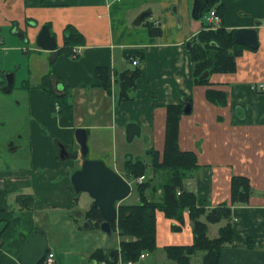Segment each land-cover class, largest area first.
<instances>
[{"label":"crops","instance_id":"0c3cea01","mask_svg":"<svg viewBox=\"0 0 264 264\" xmlns=\"http://www.w3.org/2000/svg\"><path fill=\"white\" fill-rule=\"evenodd\" d=\"M120 1L126 6L114 29L112 8L117 0H0V50L7 41L13 40L4 37L3 32L8 29L30 42L36 40L42 24L47 23L57 38L58 48L63 45L67 24L75 25L85 35L86 44L81 45L78 57L59 54L54 60H49V51L42 56L47 64L52 63L48 72H51L55 91L63 93L67 87L71 89L72 112L63 115L55 113L56 119H51L49 125L53 129L52 135L67 144L72 140L70 131H75L77 127L86 128L89 137L95 130L93 139L99 140L101 130L113 131L119 127L125 128V137V122L134 121L153 138V145L147 148V153L151 147L162 149L166 121L163 105L191 98L192 111L184 113L181 119L179 145L182 150L194 151L202 167L184 180V188L197 194L199 205L211 208L230 201V180L234 174L248 176L254 189L253 195L249 204L232 206L235 238L232 244L223 247L220 264H264V91L254 85L264 81V0H221L225 6L221 24L223 22L228 29L256 27L260 40L257 49H245L238 56L235 72L212 74L211 88L224 90L228 94V102L224 106L214 105L207 100L208 86H192L191 83L192 59L185 43L198 33L203 22L202 18L196 19L191 14L194 2L180 0L179 4L182 5L176 6L171 13L176 0H154L165 8L163 15L166 18L154 19L153 10L147 9L142 11L145 16L141 19L140 15L134 18L137 4L152 3V0ZM146 16L150 21L159 20L158 24L163 30L161 36L149 35L144 24ZM16 48L25 51L20 45ZM127 48H144L147 58L140 63L142 75L138 80L135 99L118 102L115 75L137 66L125 57L124 50ZM98 67L108 70L111 91L105 89L97 76ZM19 68L13 70L16 71L15 84ZM29 75V83L26 79L23 86L34 90L29 112L38 115V99L46 94L40 88L41 78L40 82L32 84V69H29ZM58 122L68 130L69 134L63 135L67 139L59 137L61 129L57 127ZM161 137L162 143L159 141ZM117 162L114 161V168ZM50 170L55 174L38 171L32 174L20 170L0 172V231L5 228L0 238V264H21L17 255L36 228L46 232L49 251L55 253L56 264L107 262L92 257L98 248H102L108 259L109 252L118 249L119 259L115 264H120L118 231L109 235L101 228H89L83 217L82 212L88 208L82 206L81 200L83 193L87 192L77 195L74 192L71 181L74 169L70 171L65 168L62 178H57L62 172L57 166ZM51 177L56 179L47 180ZM41 179L54 184L48 191L47 196L50 194V197L43 200L46 205L39 206V198L33 188L36 183L40 184ZM21 194L34 196V203L24 206L17 199ZM25 202H28V198ZM88 203L91 206L93 202ZM19 212L25 215L20 216ZM226 222L213 223L220 224L215 230L216 236L219 227ZM171 224V219L158 212V248L131 264H139L151 254H156V260H160L159 251L164 250L165 245L193 242L189 218L181 231H172ZM152 264L164 263L155 261Z\"/></svg>","mask_w":264,"mask_h":264},{"label":"trees","instance_id":"16d2710c","mask_svg":"<svg viewBox=\"0 0 264 264\" xmlns=\"http://www.w3.org/2000/svg\"><path fill=\"white\" fill-rule=\"evenodd\" d=\"M213 7L216 8L220 16H223L225 6L221 0H207L203 15ZM147 18L146 16L145 19ZM144 24L150 36L162 35L163 30L160 24H156V21L147 20ZM234 30L228 29L223 22L217 28H210L209 23L202 22V27L197 33V40L192 48L187 50L192 59V86H208L206 98L217 106L227 104L228 94L224 90L211 88L212 74L235 72L238 56L242 55L245 49L255 50L237 43L233 38ZM85 44V35L75 25L67 24L64 28V42L58 48V55L70 56L75 46ZM124 54L131 62L138 60L139 63L135 64L137 66L133 69H127L115 75L114 83L118 88V102L135 99L134 94L138 87V80L142 75L140 63L147 58L144 48H127L124 50ZM96 74L102 80L105 89L111 91L108 70L105 67H98ZM26 81L29 83V80ZM40 88L44 94L48 95L51 110L54 113L63 115L72 112L71 89L67 87L63 93L56 92L51 72L41 77ZM188 100L192 102L191 98ZM58 105L59 108H57ZM163 106L166 110L163 148L151 147L148 150L149 161L127 155L124 163L123 170L126 178L136 180L140 176H145V179L141 183L135 181L139 194L138 202L133 204H127L123 202L124 200L116 202L118 219L113 222L112 226L113 231H118L120 235V259L123 262H136L140 260L142 253L148 254L156 251L158 248L157 213L163 212L166 218L172 220V231H181L187 218L191 222L193 231L192 243L164 246L170 259L176 261L177 264H193L192 257L203 252V264H220L223 247L232 244L235 238L232 206L249 204L254 191L253 186L248 176L234 174L230 180V201L211 208L199 205L197 194L184 188V180L202 167L194 151L182 150L179 145L184 102L168 103ZM149 168H152L151 174H149ZM181 188L184 190L178 194L177 191ZM75 193L77 195L79 192ZM27 198L28 202H25ZM17 199L24 206H31L35 201L31 194H21ZM82 213L89 228H100L103 217L96 205L92 203L90 208ZM74 218L78 220L75 216ZM222 220L227 222L219 227L218 236L210 237L208 235L209 223H219ZM79 227L84 228L83 225H79ZM4 229L0 231V238ZM92 257L115 264L109 261L102 248L96 249ZM42 263L43 261L40 262V264Z\"/></svg>","mask_w":264,"mask_h":264},{"label":"rangeland","instance_id":"374dc122","mask_svg":"<svg viewBox=\"0 0 264 264\" xmlns=\"http://www.w3.org/2000/svg\"><path fill=\"white\" fill-rule=\"evenodd\" d=\"M153 1L154 0H152V3L137 4L138 8L133 13L135 14L134 18L141 15L143 13L142 11L152 9V16L154 19H165L166 17L163 15L165 8L162 7L160 2ZM179 1L180 0H176V2H174L170 9L171 13L174 12L176 6L180 7L182 5L179 4ZM136 2L137 1H135V3ZM191 2H194V0H191ZM133 5L135 4H129V6ZM125 6L126 5L120 0H117V3L112 8L114 16L112 23L114 24V29L119 23L118 20L122 16V9H124ZM209 12L210 11H206L204 13L202 17L203 22L207 20L205 15L209 14ZM175 17L177 21V15H175ZM147 20L150 19L147 18ZM43 25L44 24H42V26ZM38 26H40V24ZM3 34L4 37L12 38L13 40L7 41L6 46L0 50V69L4 70L6 73L15 70L16 67L20 66V68L18 70L16 87L13 92L7 93L3 88H0V172L20 170L21 172L24 171L34 174V172L38 171L43 174L46 173L51 175L55 173L52 170H48L57 166L58 169L62 170L57 178H62L65 168H68L70 171L73 169L75 170L84 160L81 146L75 139V131H70L72 140H70L68 152L71 154L78 153V155L63 159L60 155V142H62V140L53 136V129L49 128L51 119L55 121L57 115L51 110L48 95L39 97L38 102L40 104V111L38 115H35L29 112L31 105L30 101L34 96V90H32V88L31 90L26 89L23 86L26 84L25 80L30 77L29 69L34 71V76L30 78V82L32 84L38 83L40 82L41 76L49 71V67L52 66V63L49 62L47 64V61L42 59V56L44 57L47 55L46 50L44 51V49L36 43L35 39L27 42L23 40L20 34H15L9 29L4 31ZM10 35H13V37H10ZM17 45L23 47L25 51H23L22 48H16ZM27 49L30 51L27 52ZM48 59L51 60V55ZM256 84H258V82ZM128 122L129 121L125 122V125H127ZM57 127L61 129L59 137L67 139L65 138L66 136L63 135H68V130H65V128H63L64 126L59 122ZM94 132L95 130H93L91 136L88 138L89 152L86 156L87 158L102 159L113 168L114 161L116 160L118 162L116 163L115 169L123 176V167L128 154L134 158H141L145 161H149L147 148L153 145V138L145 129L142 131L141 135H136L131 142L127 141L126 136L124 137L125 128L123 127L115 128L113 131L111 129L101 130L99 132V140L93 139ZM159 141L162 143V137ZM11 142H14V145L18 146L14 151L9 150ZM148 170L149 174H151L152 168ZM54 179L56 178L51 177L47 180L53 181ZM52 184L54 183L49 184L41 179L40 184L36 183V186L33 188L39 198V202L37 203L39 206L40 204L46 205L43 200L50 197V194L49 196L47 195ZM83 194L84 197L81 200V204L84 208L89 209L90 203L88 202H93V199L88 193ZM138 201L139 194L136 189V184L132 183V192L123 202L133 204ZM19 215L24 216L25 213L19 212ZM219 225L220 224H210L209 235L211 237L217 235V233L215 234V230ZM159 252L158 258L160 256L162 257L160 260H156V254H151L139 264H152L155 261H162L164 264H176L174 260L167 258L163 249H160ZM202 253L203 252H199L192 257L193 264H203L202 259L200 260Z\"/></svg>","mask_w":264,"mask_h":264},{"label":"water","instance_id":"95a60500","mask_svg":"<svg viewBox=\"0 0 264 264\" xmlns=\"http://www.w3.org/2000/svg\"><path fill=\"white\" fill-rule=\"evenodd\" d=\"M207 0H194L192 16L196 19L201 18ZM145 12L140 15L144 18ZM22 34V32H21ZM195 34L192 39L188 40L186 48L190 50L197 40ZM234 40L239 44H244L251 49H257L260 46L258 29L256 27H239L233 32ZM36 43L44 50L52 52L51 60H54L58 55L57 38L50 29L49 24H44L36 37ZM6 85L3 88L5 92H10L15 84V73H5ZM192 111V103L184 100V113L189 114ZM142 127L139 123L129 121L126 125V138L131 142L136 135H141ZM76 140L81 146L84 160L81 166L74 170L71 174V181L76 192H87L93 199V204L96 205L103 217L100 228L107 234L113 232V222L118 219V205L116 202H121L126 199L132 192V184L115 168L109 166L102 159L87 158L89 152L88 146V130L84 127L75 129ZM61 143L60 155L63 159L70 156H76L77 153L71 154L68 152L67 145ZM49 250L46 232L41 228L34 229L26 242L20 249L17 255V260L21 264H40L45 258ZM119 254L118 249H113L109 252V261L115 263Z\"/></svg>","mask_w":264,"mask_h":264},{"label":"built area","instance_id":"2783aa9c","mask_svg":"<svg viewBox=\"0 0 264 264\" xmlns=\"http://www.w3.org/2000/svg\"><path fill=\"white\" fill-rule=\"evenodd\" d=\"M205 18L207 19L206 22L210 24V28H217L219 27V25L221 24V16L220 14L217 12L216 8H212L209 12V14L205 15ZM159 21H156V24H158ZM81 53V46H75L73 48V52H72V56L73 57H78V55H80ZM138 62V60H133V63L136 64ZM256 88L260 89L261 91H264V81L262 82H258V84L255 85ZM57 108H59V105L57 106ZM145 179V176H140L138 178H136V182H143ZM130 183L132 184L133 181H130ZM183 188L178 189L177 193L181 194L183 192ZM160 192V191H159ZM188 212V211H187ZM146 256V254L142 253L141 254V258H144ZM124 262L122 260H120V264H123ZM128 263H133V261H129ZM42 264H56V259H55V253L49 251L47 253V255L45 256V258L43 259V263ZM100 264H109L105 261H101Z\"/></svg>","mask_w":264,"mask_h":264},{"label":"flooded vegetation","instance_id":"af4514ba","mask_svg":"<svg viewBox=\"0 0 264 264\" xmlns=\"http://www.w3.org/2000/svg\"><path fill=\"white\" fill-rule=\"evenodd\" d=\"M50 52V51H49ZM50 55H51V57H52V52H50ZM50 55H49V57H50ZM58 56V55H57ZM11 72H14L15 74H16V71H10V73ZM4 73H5V71L3 70H1L0 69V83H1V85H0V88H2V87H4L5 85H6V80H5V76H4ZM15 87H16V84H14V86L12 87V90L10 91V92H8V93H12L13 92V90L15 89ZM15 143L14 142H11V144L9 145V150L10 151H14V149H16L18 146H15L14 145ZM69 144L70 143H66V145H67V149H68V146H69Z\"/></svg>","mask_w":264,"mask_h":264}]
</instances>
